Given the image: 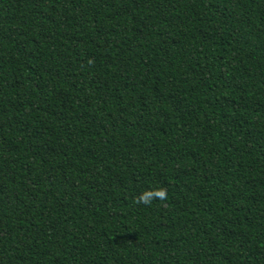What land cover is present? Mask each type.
<instances>
[{
    "label": "trees",
    "instance_id": "trees-1",
    "mask_svg": "<svg viewBox=\"0 0 264 264\" xmlns=\"http://www.w3.org/2000/svg\"><path fill=\"white\" fill-rule=\"evenodd\" d=\"M0 264H264V0H0Z\"/></svg>",
    "mask_w": 264,
    "mask_h": 264
}]
</instances>
